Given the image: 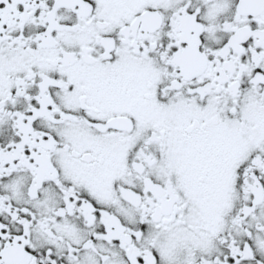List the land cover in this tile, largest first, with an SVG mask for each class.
<instances>
[{
  "label": "snow or ice",
  "instance_id": "1",
  "mask_svg": "<svg viewBox=\"0 0 264 264\" xmlns=\"http://www.w3.org/2000/svg\"><path fill=\"white\" fill-rule=\"evenodd\" d=\"M0 264H264V0H0Z\"/></svg>",
  "mask_w": 264,
  "mask_h": 264
}]
</instances>
